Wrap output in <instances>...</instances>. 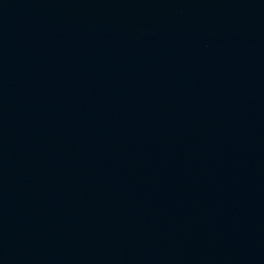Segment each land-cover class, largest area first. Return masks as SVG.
Segmentation results:
<instances>
[{"label":"water","instance_id":"1","mask_svg":"<svg viewBox=\"0 0 264 264\" xmlns=\"http://www.w3.org/2000/svg\"><path fill=\"white\" fill-rule=\"evenodd\" d=\"M0 264H264V0H0Z\"/></svg>","mask_w":264,"mask_h":264}]
</instances>
